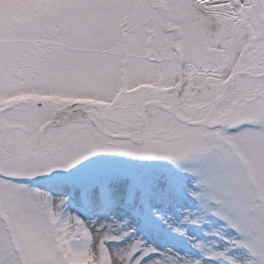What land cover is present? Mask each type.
Here are the masks:
<instances>
[{
  "label": "snow or ice",
  "instance_id": "1",
  "mask_svg": "<svg viewBox=\"0 0 264 264\" xmlns=\"http://www.w3.org/2000/svg\"><path fill=\"white\" fill-rule=\"evenodd\" d=\"M209 260L264 264V0H0V264Z\"/></svg>",
  "mask_w": 264,
  "mask_h": 264
},
{
  "label": "rangeland",
  "instance_id": "2",
  "mask_svg": "<svg viewBox=\"0 0 264 264\" xmlns=\"http://www.w3.org/2000/svg\"><path fill=\"white\" fill-rule=\"evenodd\" d=\"M196 239L203 242L205 245H207V247L211 248L212 250H222L226 247V245L222 241L216 240L212 237H207L203 234L202 231L199 230H197L196 232ZM173 242H176L175 237L173 238ZM180 243L182 244V247H180L181 251H190V249L185 243H183L182 241ZM206 264H216V262L209 260L206 261Z\"/></svg>",
  "mask_w": 264,
  "mask_h": 264
}]
</instances>
